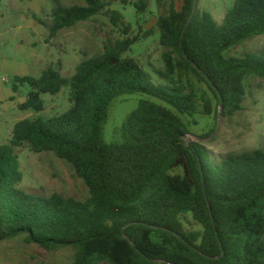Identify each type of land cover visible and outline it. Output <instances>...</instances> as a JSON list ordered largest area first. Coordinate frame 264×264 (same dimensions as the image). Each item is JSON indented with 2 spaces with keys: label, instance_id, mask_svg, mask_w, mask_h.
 <instances>
[{
  "label": "trees",
  "instance_id": "16d2710c",
  "mask_svg": "<svg viewBox=\"0 0 264 264\" xmlns=\"http://www.w3.org/2000/svg\"><path fill=\"white\" fill-rule=\"evenodd\" d=\"M84 1L65 7L56 0L51 37L104 15L122 38L108 40L71 77L53 65L39 78L15 77L14 93L31 87L20 110L43 112L42 95L65 87L72 106L59 116L17 122L10 143L0 146V241L24 236L48 251L70 248L72 264H264V150L214 159L202 143L183 140L190 134L183 116H234L243 110L247 77L264 78V51L226 55L264 35V0H233L221 24L201 9L202 0L172 3L157 22L164 67L149 63V69L125 54L154 31L133 37L111 1ZM117 1L140 15L150 7V0ZM192 80L212 97L199 95ZM132 94L151 99L140 100L106 143L113 102ZM24 147L71 165L89 198L22 190L17 150Z\"/></svg>",
  "mask_w": 264,
  "mask_h": 264
},
{
  "label": "rangeland",
  "instance_id": "374dc122",
  "mask_svg": "<svg viewBox=\"0 0 264 264\" xmlns=\"http://www.w3.org/2000/svg\"><path fill=\"white\" fill-rule=\"evenodd\" d=\"M65 7L83 6L84 0H57ZM113 8L120 11L125 21L133 26L132 36L140 31L153 30L154 34L135 44L125 57H131L149 69L148 64L164 67L162 55L166 49L160 44L157 28L162 11L169 10L172 3L182 6L183 0H150L145 15L137 13L133 6H124L117 0H109ZM233 0H202L201 9L210 10L218 23H222L226 9ZM225 3V7L222 5ZM56 0H0V146L10 143L15 124L23 119L37 117L52 118L65 113L72 106L70 87L63 88L56 96L43 94L45 110L23 111L31 87L21 85L14 93L15 77L39 78L50 65L60 69L62 75L71 77L76 67L89 57L101 55L108 40L122 38V33L113 27L110 20L99 15L87 22H80L50 36L52 13ZM40 21L43 23L41 24ZM143 36L142 33H140ZM264 51V35L247 39L230 49L228 57L241 58L247 53ZM157 83H162L154 77ZM195 84L199 95L209 92L204 84ZM247 95L243 110L234 116H206L198 114L194 119L183 116L189 123L191 141L202 143L214 159L255 150H264V78L249 76L246 81ZM15 97L14 100H11ZM151 99L141 94L121 97L113 102L103 130V139L111 144L115 132L128 115L137 109L140 100ZM215 102V101H214ZM217 108L216 103L214 104ZM199 109L203 110V102ZM21 170L24 174L20 188L27 193L51 196L60 194L84 201L89 190L71 165L52 152L34 153L24 147L17 150ZM194 223V222H192ZM74 252L70 248L48 251L36 244L28 243L24 236L0 241V264H72Z\"/></svg>",
  "mask_w": 264,
  "mask_h": 264
},
{
  "label": "water",
  "instance_id": "95a60500",
  "mask_svg": "<svg viewBox=\"0 0 264 264\" xmlns=\"http://www.w3.org/2000/svg\"><path fill=\"white\" fill-rule=\"evenodd\" d=\"M183 140H184L187 144H189V143L191 142V138H190L188 135L184 136V137H183ZM124 229H125V228H124ZM124 238L129 240V238H128L127 235H124Z\"/></svg>",
  "mask_w": 264,
  "mask_h": 264
}]
</instances>
